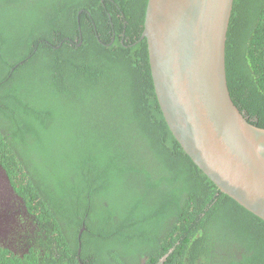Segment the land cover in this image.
<instances>
[{"label":"trees","instance_id":"1","mask_svg":"<svg viewBox=\"0 0 264 264\" xmlns=\"http://www.w3.org/2000/svg\"><path fill=\"white\" fill-rule=\"evenodd\" d=\"M138 2L0 0V163L42 229L24 256L0 246V264H264V221L163 118ZM227 70L264 128V0H235Z\"/></svg>","mask_w":264,"mask_h":264},{"label":"water","instance_id":"2","mask_svg":"<svg viewBox=\"0 0 264 264\" xmlns=\"http://www.w3.org/2000/svg\"><path fill=\"white\" fill-rule=\"evenodd\" d=\"M234 6L148 0L138 42L147 43L155 96L175 140L223 194L264 221V128L240 110L229 86Z\"/></svg>","mask_w":264,"mask_h":264},{"label":"flooded vegetation","instance_id":"3","mask_svg":"<svg viewBox=\"0 0 264 264\" xmlns=\"http://www.w3.org/2000/svg\"><path fill=\"white\" fill-rule=\"evenodd\" d=\"M101 1L104 3L106 0ZM147 4L148 0L147 3L144 0H139L135 6L133 4L131 6V8L135 9L137 15L140 14V17L139 15L138 17L142 22L143 28ZM117 7L118 10L115 9ZM115 8L111 6L110 15L112 17L116 16L117 20L121 21L120 24L123 25L121 26L123 29L129 28L131 33H135L137 31L136 28L133 26L128 27L130 23L123 21L124 11L121 5L115 2ZM142 26L140 25V28ZM125 33L123 34L124 38ZM124 40L122 39L123 43H125ZM5 138L9 139V136L5 134ZM39 231H42L40 222H37V218L29 211L25 199L15 192L8 171L0 163V246L13 251L15 254L24 256L31 243L36 241L35 237ZM162 259L158 264H160Z\"/></svg>","mask_w":264,"mask_h":264},{"label":"clouds","instance_id":"4","mask_svg":"<svg viewBox=\"0 0 264 264\" xmlns=\"http://www.w3.org/2000/svg\"><path fill=\"white\" fill-rule=\"evenodd\" d=\"M147 9V8H146ZM145 15H146V13H145ZM144 21H145V19H144ZM144 29V28H143Z\"/></svg>","mask_w":264,"mask_h":264}]
</instances>
